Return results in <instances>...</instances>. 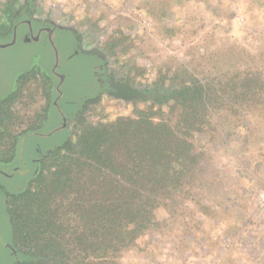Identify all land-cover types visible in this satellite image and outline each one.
<instances>
[{"label":"rangeland","instance_id":"obj_1","mask_svg":"<svg viewBox=\"0 0 264 264\" xmlns=\"http://www.w3.org/2000/svg\"><path fill=\"white\" fill-rule=\"evenodd\" d=\"M13 1L20 0H0V29L14 12ZM39 5V15L80 28L87 40L97 38L111 74L136 86H154L171 70L206 76L231 71L235 63L264 67V0H39ZM55 40L58 65L54 47L44 41L0 46V104L11 96L9 106L23 127L37 128L19 139L12 160L0 161V264H18L9 244L27 249L12 239L13 195L29 187L43 164L54 163L51 153L65 140V130L52 132L60 124L53 106L59 90L62 108L82 105L67 134L73 142L89 126L134 115L152 102L96 92L104 81L100 62L80 54L70 35ZM227 111L220 120L226 138L215 128L196 134L219 183V196L204 194L216 212L200 211L204 222L190 213L174 231L148 234L121 264H264V103L242 113ZM158 215L162 219L167 212ZM24 258L20 264H32Z\"/></svg>","mask_w":264,"mask_h":264},{"label":"trees","instance_id":"obj_2","mask_svg":"<svg viewBox=\"0 0 264 264\" xmlns=\"http://www.w3.org/2000/svg\"><path fill=\"white\" fill-rule=\"evenodd\" d=\"M118 91L126 101L152 102L134 115L91 125L77 142L54 149V163L43 164L29 187L13 195L14 240L27 247L13 245L18 259L121 264L148 234H168L190 213L204 222L200 211L217 210L204 194L219 196V183L196 134L215 128L225 137L220 120L228 117V107L235 114L264 103V67L235 63L231 71L206 76L171 70L153 88L122 84ZM11 99L0 104L5 162L14 157L19 139L37 130L23 127ZM161 209L167 212L162 219Z\"/></svg>","mask_w":264,"mask_h":264},{"label":"flooded vegetation","instance_id":"obj_3","mask_svg":"<svg viewBox=\"0 0 264 264\" xmlns=\"http://www.w3.org/2000/svg\"><path fill=\"white\" fill-rule=\"evenodd\" d=\"M5 4L7 5L8 2ZM9 6V9H12V11L14 12L11 14V18L7 22V27L0 29V43H7L15 40L14 43L9 46H15L17 44H29L32 42L40 41L51 44V40L55 42V38L59 34L70 35L73 38V42L80 54L82 53L85 56L96 58L101 64L100 73L103 75L104 81L101 87L97 88L96 92L100 94L107 93L115 98L126 101L124 98L118 97L117 92H119L118 90L120 89V86L122 84H133L121 80L116 75L115 71L114 75L111 74L112 64L110 58L105 48L100 45V42L97 38L87 40V33L83 30H80V28H77L74 25L66 24L60 19L39 15V0H20L18 3H15L13 1L11 4H9ZM133 86L138 88L154 87L136 85ZM61 97L62 96H59L58 93L56 99L53 102V106L54 114H57L60 119V124L57 128L61 127V129L65 130L66 137L64 138L65 140L63 141V143L56 145V148L63 146L70 140L69 136H67L68 131L72 127L73 123L76 122L78 118L76 114L78 113V111L82 110V105L77 104V102L72 103L71 107H68L66 109L62 108L60 104ZM64 117L66 119H64ZM33 178L34 177H32V181ZM14 238L15 237L13 232L12 239ZM9 246L12 250L14 249L13 245L9 244ZM13 252L17 256L18 253L14 250Z\"/></svg>","mask_w":264,"mask_h":264},{"label":"water","instance_id":"obj_4","mask_svg":"<svg viewBox=\"0 0 264 264\" xmlns=\"http://www.w3.org/2000/svg\"><path fill=\"white\" fill-rule=\"evenodd\" d=\"M14 41L15 40H13V41H11V42H7V43H0V46L1 47H7V46H9V45H11V44H13L14 43ZM51 44H52V46L54 47V49H55V51H56V56H57V65L59 64V51H58V49H57V46H56V44H55V42L53 41V40H51ZM60 79H61V82H63L64 81V79H65V76L64 75H61L60 76ZM60 89V88H59ZM59 96H62L61 95V91L59 90ZM64 119H66L65 117H64ZM59 129H61V127L60 128H57V129H55L54 131H52V132H55V131H57V130H59ZM18 264H20V261H19V259H18Z\"/></svg>","mask_w":264,"mask_h":264}]
</instances>
